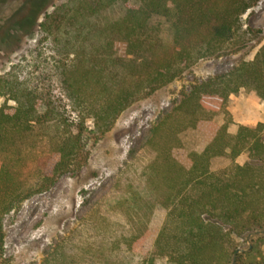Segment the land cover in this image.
<instances>
[{
	"label": "trees",
	"instance_id": "obj_1",
	"mask_svg": "<svg viewBox=\"0 0 264 264\" xmlns=\"http://www.w3.org/2000/svg\"><path fill=\"white\" fill-rule=\"evenodd\" d=\"M254 1L72 0L69 15L57 10L44 12L43 21L37 25L54 43L65 38L63 46H77L70 62L62 63L59 78L73 102L77 103L78 98L87 101V111L82 116L91 117L95 128L104 131L139 91L171 81L197 59L211 55L216 45L239 33L240 17ZM116 4L124 11L108 26V39L93 48L95 52L85 50L82 43L89 33L88 23L76 22L88 20ZM19 10L25 11L23 21L36 12L32 2L23 3ZM39 10L35 18L43 12V8ZM156 17L170 22L172 58L159 63L136 62L135 57L123 69L124 75L114 72V65L122 62L125 54L157 44V28L151 23ZM35 18L32 23H5L0 26V34L8 39L15 24L19 31L30 34ZM65 51L69 53L71 49ZM120 77L128 78L129 85L118 86ZM240 88L253 89L264 99V44L253 59L193 84L150 128L147 144L156 156L141 172L149 191L144 195L133 190L129 198L145 214L159 208L163 216L158 223L149 218L136 231L117 238L118 248H137L149 264H154L158 257L165 258L168 264H264V256L253 253L252 245H242L246 238L264 231V121L239 123L232 132L228 130L232 121L228 115L221 124L212 121L215 115L228 113L229 95ZM0 95L5 97L0 103L2 247V214L34 190L52 186L56 176L79 154L82 128L75 134L66 129L57 134L40 179L25 185L20 178L22 140L32 133L35 123L44 124L52 119L62 125L67 123L53 101L42 99L43 93L21 84L9 73H0ZM40 106L44 111H39ZM186 126H199L207 138L200 149L184 154L178 161L171 151L179 145L177 134ZM243 151L247 152V160L242 164L234 163L229 169L217 171L210 169L211 157L225 155L234 159ZM127 199L124 197L122 203ZM149 223L153 227L147 232Z\"/></svg>",
	"mask_w": 264,
	"mask_h": 264
},
{
	"label": "rangeland",
	"instance_id": "obj_2",
	"mask_svg": "<svg viewBox=\"0 0 264 264\" xmlns=\"http://www.w3.org/2000/svg\"><path fill=\"white\" fill-rule=\"evenodd\" d=\"M26 2L34 3L35 13L40 12V8L43 12L36 18L34 13L23 21L25 11L19 8ZM73 5L72 0H0V26L4 27L5 23H32L35 18L30 34L19 31L18 24L12 27L13 32L8 39L0 34V73L16 76L21 84L43 93L42 99L53 101L55 109L68 125L65 128L66 125L55 119L34 124L32 133L20 144L23 156L20 178L23 184L38 182L57 134L64 129L75 134L82 128L79 154L56 176L52 186L34 190L2 214L0 264H149L137 248L122 245L118 248L116 239L136 231L149 218L152 223H158L163 216L159 208L145 214L129 198L133 190L144 195L149 191L141 172L156 156V151L147 144L150 128L193 84L226 72L241 61L253 59L264 44V0H255L241 15L239 33L216 45L211 55L197 59L171 81L139 91L104 131L95 128L91 117L82 116L81 113L87 111V101L78 98L77 103L73 102L59 78L62 63L70 62L77 46H63L65 38L54 43L37 25L43 21L44 12L57 10L69 15ZM123 11L116 4L88 20L77 21L88 23L86 31L89 33L82 43L83 48L95 52L93 48L108 39L110 23ZM12 15L14 17L10 19ZM151 23L157 28V44L125 54L123 61L114 65V72L124 75L126 70L123 69L135 57L138 59L136 62L159 63L172 58L169 20L156 17ZM65 48L71 52L66 53ZM116 83L118 86L129 85V80L120 77ZM4 100L5 97L0 95V103ZM8 103L13 101L9 99ZM226 110L227 114L219 113L212 121L221 124L228 115L232 120L228 127L230 132L239 123L264 121V99L253 89L240 88L237 93L230 94ZM39 111H44V108L40 106ZM262 135L264 138V128ZM177 136L179 145L171 152L178 161L185 157L184 154L200 149L207 138L205 130L199 126H186ZM246 160L245 151L234 159L216 155L211 157L209 167L214 171L229 169L234 163L242 164ZM124 197L128 201L122 203ZM152 223L146 225L147 232L153 227ZM242 245H252L253 253L264 256V231L251 235V239L246 238ZM154 264L168 263L165 258L158 257Z\"/></svg>",
	"mask_w": 264,
	"mask_h": 264
}]
</instances>
